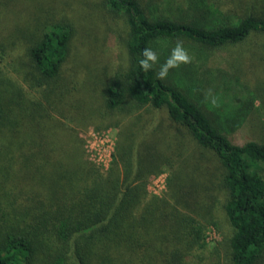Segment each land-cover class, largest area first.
I'll return each instance as SVG.
<instances>
[{
    "label": "trees",
    "instance_id": "obj_1",
    "mask_svg": "<svg viewBox=\"0 0 264 264\" xmlns=\"http://www.w3.org/2000/svg\"><path fill=\"white\" fill-rule=\"evenodd\" d=\"M157 1L101 2L127 30L126 62L100 84L106 110L100 114L136 120V130H125L117 139L104 172L83 159V152L75 158L65 153L56 161L49 149L53 143L33 133L45 116L40 99L52 105L49 98L56 94L63 102L61 75L73 24L66 19L46 28L37 23L13 34L0 25V133L26 126L23 135L0 143V158L11 159L8 164L0 159V264H264V136L239 144L232 134L258 95L247 91V99L223 113L226 127H221L204 98L194 94L198 85L183 78L196 71L192 62L187 72L176 68L166 79L157 78L177 41L197 59L226 46L249 47V42L264 48V0H257L262 8L239 10L226 9L222 0H184L185 6L168 15L157 12ZM145 48L159 56L148 72L139 64ZM152 112L164 115L167 125L157 129V136L139 139L137 130L158 121ZM192 146L216 164V174L203 180L202 196L192 176L187 178L191 187L181 177L183 167H190ZM9 166L21 175L12 177ZM38 167L46 172L40 187L33 190L30 180L24 187ZM163 167L169 169L168 190L162 197L149 195L146 180ZM217 202L230 234L209 249L205 224L215 223L211 208Z\"/></svg>",
    "mask_w": 264,
    "mask_h": 264
},
{
    "label": "rangeland",
    "instance_id": "obj_2",
    "mask_svg": "<svg viewBox=\"0 0 264 264\" xmlns=\"http://www.w3.org/2000/svg\"><path fill=\"white\" fill-rule=\"evenodd\" d=\"M180 1L182 0H158L157 12L166 15L175 12L176 7L186 5L183 4L184 0ZM101 2L102 0H0V25L4 24V33L13 34L17 29L31 30L37 23L44 28L54 21L63 19L73 24L71 53L61 75L60 93H64L63 102L56 97V94L49 98L53 106L45 103L43 98L40 99L45 107V116L43 120H37L38 126L33 129V133H37L36 138L45 135L43 138L45 143L46 141L53 143L52 148H48L56 161L65 158V153L71 152L75 158V155L80 156L83 152V159L92 162L99 171L104 172L112 161L117 139L123 137L125 130L128 132L133 128L132 122L136 120L134 116L128 115L100 114L106 111L102 104L100 84L112 77L126 62L123 44L127 30L123 19L110 16ZM141 2L143 3L144 0ZM222 2L226 9L239 10L252 5L263 7V2L257 0H222ZM260 40L264 43V37H260ZM250 44L253 43L249 42V47L243 43L210 50L207 59H197L192 50L185 47L192 57L191 62L196 71L190 77L183 78L198 85L194 94L204 98L205 105L211 110L219 126L226 127L223 113L247 99L250 96L247 91L258 95L254 98L247 117L232 133L234 142L239 144L246 139H259V136H264V48L253 47ZM179 68L186 71L190 69V63L183 64ZM65 86L68 88L65 89ZM27 90L29 94H33V98H37L36 92L28 88ZM152 115L155 119L158 118V121L137 130L136 135L139 139L155 137L158 135L157 129L161 130L162 126L167 125L164 115H157L155 112H152ZM261 121L263 124L260 123ZM152 127L156 128V132L150 129ZM25 129L26 126L16 131L4 130L0 133V143L10 136L23 135ZM134 130L136 129L133 128ZM175 136L180 138V132L175 130ZM24 141L25 139L19 140L18 143ZM181 141L189 143L186 138ZM13 146L16 144L14 143ZM77 147L79 150L76 149ZM189 152H191L188 162L190 167L188 169L183 167L181 171L183 184L191 187L193 180L187 178L192 176L195 189L202 196L203 180L216 174V164L212 157L209 158L207 153L199 148L192 146ZM3 157L1 163L11 162V159L7 160L9 156ZM175 160L180 161L176 158ZM8 169L12 177L21 175L11 166ZM187 171L191 174L188 175ZM45 174V168H33L31 177L23 183L24 187L31 186L29 180L33 190L35 186L40 187ZM168 175L169 169L163 167L158 174L149 176L146 180L148 194L164 196L168 190ZM211 193L218 199L222 198V194L217 190L211 189ZM189 194H192L191 191ZM211 215L215 223H206L204 231L209 249L219 246V242L230 234V226L222 215L218 202L211 208ZM206 217L208 218V215Z\"/></svg>",
    "mask_w": 264,
    "mask_h": 264
},
{
    "label": "clouds",
    "instance_id": "obj_3",
    "mask_svg": "<svg viewBox=\"0 0 264 264\" xmlns=\"http://www.w3.org/2000/svg\"><path fill=\"white\" fill-rule=\"evenodd\" d=\"M141 57L139 64L145 72L151 71L159 64V56L152 48L143 49ZM191 60L192 57L184 47L183 42L177 41L166 61L159 65L157 78L161 80L166 79L170 70L179 68L183 64L191 63Z\"/></svg>",
    "mask_w": 264,
    "mask_h": 264
}]
</instances>
